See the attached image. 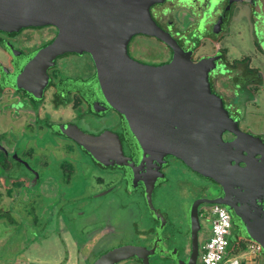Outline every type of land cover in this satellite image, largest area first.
<instances>
[{"label": "flooded vegetation", "instance_id": "1", "mask_svg": "<svg viewBox=\"0 0 264 264\" xmlns=\"http://www.w3.org/2000/svg\"><path fill=\"white\" fill-rule=\"evenodd\" d=\"M213 1H217V10L214 17H210L208 8ZM241 5L251 9L256 48L264 56V0H164L155 3L150 7L151 16L166 33L169 42L156 36L138 34L130 39L127 45L128 54L134 61L155 68L170 64L179 50L191 56L193 62L210 56L219 57L216 68L209 74L211 89L222 98L225 109L240 128L238 109L227 105L228 98L216 90L222 78L231 81L238 79L236 86L241 88L244 85L240 81L244 80L247 91L249 85L264 84V75L251 65V58L245 57L242 61L230 63L227 60V49L218 45L229 31L235 9ZM177 11L180 24L175 21ZM57 36L58 29L54 26L30 27L17 32L0 31V96L8 102L3 115L14 118L18 123L14 128L16 142L7 134L0 139V164L6 169L15 167L31 173V176L24 173L16 179H10V184L3 180L9 186L4 188L5 193L2 190L0 192V225L7 232L5 237L0 238V264H71L73 255L69 258V254L66 259L63 256L57 263H45L42 260L51 258L50 253H45L50 249L49 245L64 244L66 247L70 244L71 235L66 230L69 224L66 220L67 206L72 197V182L79 174L88 175L85 168L89 169L88 172L96 173V185L102 186L96 192H90L86 180L83 191L87 188V194L91 197L114 194L120 186L128 196L138 188H142L146 195L149 193L153 196L157 186L168 183L167 171L181 175V164L185 165L171 155L165 157L162 166L149 162V155H144L139 147L126 118L104 97L97 67L90 54L67 52L56 57L52 66L47 67L43 63V52ZM140 38H150L156 41L157 46L145 49L139 45ZM206 44L215 48L214 53L196 56ZM147 50L153 52L155 57L145 59L139 55L137 58L131 55L133 51L140 54ZM85 56L89 57V64L86 63L80 72H69V75L64 72L62 61ZM223 70L226 71L225 75L221 73ZM29 71L30 74L23 77ZM235 72H242L243 76L237 78L232 75ZM73 129L92 137H108L109 143L97 147L98 158H95L86 147L71 137ZM24 136L28 139L25 140ZM35 137L40 138L42 143L39 144ZM114 137L121 143L125 158L131 159L128 164H124L123 159L117 157L115 145L112 143L115 141ZM58 140L62 144L56 146ZM77 151L80 158L77 157ZM185 168L198 179V184L191 191L190 187L187 189V195H195L186 213L190 247L187 260L179 264H188L191 257V211L196 202L203 200H219L222 203L204 202L198 207L201 230L198 233L197 264L199 259L201 261L200 236L203 232V220L211 221V209L216 205L223 207L231 217L230 246L248 248L251 244L243 232L238 215L251 222L256 215L253 211L264 209V204L258 201V198L264 196V183L257 178L254 182L246 177L233 175L222 184L187 166ZM147 179L150 181L146 182ZM49 181L50 184H47ZM22 190L24 192L19 194ZM187 190H184L185 193ZM21 204L24 205L23 208H17ZM203 236L204 242H207L211 231L205 229ZM72 242L76 249L83 250L80 248L81 243L76 240ZM145 243L147 245L143 243L136 246L147 248L151 252L154 250L153 246L158 248L163 240L154 237ZM125 246H135V243ZM156 252L157 250L154 251ZM133 259L143 264L141 259ZM85 261L84 259L80 264H86Z\"/></svg>", "mask_w": 264, "mask_h": 264}, {"label": "water", "instance_id": "2", "mask_svg": "<svg viewBox=\"0 0 264 264\" xmlns=\"http://www.w3.org/2000/svg\"><path fill=\"white\" fill-rule=\"evenodd\" d=\"M163 1L0 0V31L56 27L57 38L43 52L47 67L67 52L90 54L104 97L126 118L150 163L162 166L165 157L171 155L193 171L222 184L233 175L252 181L257 178L264 183L263 141L243 132L225 109L222 98L212 92L209 74L216 68L219 57L193 62L191 56L179 50L170 64L155 68L129 56L127 45L135 35L156 36L169 42L150 13L153 4ZM216 10L217 1H213L208 15L214 17ZM28 74L30 71L23 77ZM70 134L95 158H98L97 147L107 145L110 140L89 136L78 129ZM112 143L117 157L128 164L131 159L122 154L118 138ZM258 201L264 204V196ZM204 202L222 203L203 200L193 205L190 216L193 246L188 264H197L201 230L198 207ZM253 212L256 215L252 223L238 216L250 244L264 253V209ZM152 251L123 246L103 255L94 264H118L134 257L150 264L149 256L155 254V249Z\"/></svg>", "mask_w": 264, "mask_h": 264}, {"label": "rangeland", "instance_id": "3", "mask_svg": "<svg viewBox=\"0 0 264 264\" xmlns=\"http://www.w3.org/2000/svg\"><path fill=\"white\" fill-rule=\"evenodd\" d=\"M177 13L178 11L175 13V21L180 24ZM233 15L234 18L230 24L229 31L218 45L227 49L228 62L236 63L237 61H242L245 57H249L251 58V65L259 69L264 75V56L256 48L251 9L249 6L241 5L235 9ZM138 42L145 49L157 46L156 41L150 38H140ZM214 50L215 48L206 44L196 56L212 54ZM131 55L134 58L139 55L145 57V59L155 57L154 53L148 50L142 51L140 54L133 51ZM86 63L89 64V57L86 56L72 57L61 62L64 72L68 75L70 74L69 72L72 74L80 72ZM221 73L225 75L226 71L223 70ZM242 74V72H235L232 75L238 78L243 76ZM237 82L239 81L236 78L234 81L222 78L218 85L219 92L218 90L216 92L222 93L225 98H228L227 105L238 109L237 119L240 121V128L244 132L264 140V84L259 86L249 85L247 91L244 80L240 81V84L244 85L243 88L237 87ZM250 90L254 98H252ZM7 103L0 96V139H3L7 134L12 136L16 142L14 128L18 126V123L14 118L3 115V110ZM35 138L39 141V144L42 143L40 138ZM24 139L26 140L28 137L24 136ZM43 140H46V138H43ZM61 144L62 142L58 140L56 146ZM76 150L77 148H75ZM76 154L80 158L78 151ZM83 157H85V160L88 159L84 155ZM16 165L17 163H15ZM181 165L183 166L181 175L174 174V172L170 174L167 171L168 183L164 186H157L153 196L149 195V193L146 195L142 188H138L134 193L130 194L131 196H128L123 193L124 188L120 186L115 190L114 194L107 193L101 197L98 195L91 197L90 194H87V190L96 192L102 186L96 185V173L88 172L89 169L85 168L84 170L87 171L88 175L79 174L72 182V197L70 204L67 206L66 220L69 224L66 230L71 235L70 244L68 243L69 246L66 247L64 244L49 245L50 249L45 253H50L51 258L46 257L42 262L57 263L63 256L66 259L69 254V258L73 255L71 264H80V262H84V259L86 264H94L96 260L113 249L134 243L135 246L146 244L145 242L153 240L154 237L155 239L161 238L163 243L158 248L153 246L157 252L151 254V264H179L181 261H186L189 251L188 247H190L186 213H188L190 202L195 198V195H187V189L189 187L190 191L195 189L194 186L198 184V179L187 172L185 165ZM24 173L31 176L30 172L23 169H16L15 167L6 169L5 166L0 164V192L2 190L5 193L4 188L9 186L10 179H16ZM149 179L146 182L150 181ZM3 180L9 184L6 185ZM86 180L88 189L84 188L83 191ZM151 180L154 182L152 176ZM47 184H50V181ZM22 187L24 188L25 186ZM184 190H187L186 193ZM31 191L33 192V189ZM23 192L24 190L18 193ZM23 206V204L21 206L17 205V208H23ZM212 225V221L206 222L203 220V232L200 236V257L203 254V246L206 243L203 239V233L205 229L211 231ZM54 232L56 236V228ZM6 233V228L0 225V238L5 237ZM155 233L156 236L154 235ZM72 240L81 243L82 246L80 248H83V250L76 249ZM229 249L231 250L232 247L230 246ZM241 249H238L237 252L235 249L231 258H237L240 261L246 260V257L252 256L254 252L250 249ZM255 255L257 259L259 254L257 255L256 253ZM120 264L141 263L137 259L129 258L123 260ZM198 264H202L200 259Z\"/></svg>", "mask_w": 264, "mask_h": 264}, {"label": "built area", "instance_id": "4", "mask_svg": "<svg viewBox=\"0 0 264 264\" xmlns=\"http://www.w3.org/2000/svg\"><path fill=\"white\" fill-rule=\"evenodd\" d=\"M212 230L209 240L203 246L202 264H242L237 258H231L234 247L230 250L231 217L220 205L211 209ZM252 251L259 250L256 245H250Z\"/></svg>", "mask_w": 264, "mask_h": 264}, {"label": "crops", "instance_id": "5", "mask_svg": "<svg viewBox=\"0 0 264 264\" xmlns=\"http://www.w3.org/2000/svg\"><path fill=\"white\" fill-rule=\"evenodd\" d=\"M234 247V246H233ZM236 252L238 249H241L238 245L235 246ZM259 254L257 259L255 258V254ZM255 260V261H254ZM242 264H264V254L259 250H254L252 256L246 257V260H242Z\"/></svg>", "mask_w": 264, "mask_h": 264}, {"label": "trees", "instance_id": "6", "mask_svg": "<svg viewBox=\"0 0 264 264\" xmlns=\"http://www.w3.org/2000/svg\"><path fill=\"white\" fill-rule=\"evenodd\" d=\"M241 250H246V247L242 248Z\"/></svg>", "mask_w": 264, "mask_h": 264}]
</instances>
